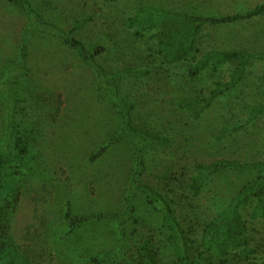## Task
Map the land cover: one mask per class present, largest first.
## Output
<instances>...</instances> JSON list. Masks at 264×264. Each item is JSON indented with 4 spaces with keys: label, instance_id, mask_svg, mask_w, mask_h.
Returning <instances> with one entry per match:
<instances>
[{
    "label": "rangeland",
    "instance_id": "374dc122",
    "mask_svg": "<svg viewBox=\"0 0 264 264\" xmlns=\"http://www.w3.org/2000/svg\"><path fill=\"white\" fill-rule=\"evenodd\" d=\"M33 2L45 20L64 28H70L76 18L92 17L90 26L80 36L91 47L101 43L108 46L103 56L108 71L136 67L150 72L135 82H121L120 88L126 98L136 103L138 126L171 136L172 144L163 153V160L160 157L162 165L168 160L164 154L179 147L190 154L192 163L264 160V117L244 130L221 138L225 130L246 122L251 109L264 107V62L251 64L243 82L216 100L201 120L194 122L192 114L180 109L179 103L190 97L208 98L218 83L231 80L236 66L228 64L217 72L209 70L191 78L190 63L154 62L147 53L149 45H143L144 41L135 43L123 25L141 6L222 16L246 12L264 4V0H123L114 5L101 0ZM28 25L29 20L18 8L0 0V83L6 78L8 64L19 57ZM200 46L203 53L212 49L264 52V15L252 21L207 27L202 32ZM54 53L60 57L56 62L67 60L68 66L55 67L56 71L51 63ZM29 65L32 74L22 83L21 97L26 104L21 107L19 120L23 128L31 123L40 131L37 137L33 133L40 175L27 178L24 173L12 171L9 176L0 206V251L10 250L16 256H23L22 250L29 247L41 258V264H88V257L105 254L118 246L116 224H94L66 235L63 220L66 202L73 204L77 214L124 211V198L135 167L133 151L128 143L113 147L102 158L92 178L81 185L84 179L75 175L63 153L90 156L119 130L114 100L109 94L95 92L93 74L79 67L77 58L54 42L35 38ZM51 78L54 84L49 82ZM7 117L0 95V139ZM73 160L78 164L79 159ZM252 177L253 173L249 172H230L215 178L197 203L199 220L209 222L216 213L214 205L222 204L233 195V190ZM138 211L140 222L128 226L131 235L126 241L127 264H140L136 248L146 241H153V247L160 250L159 264H175L171 237L160 209L148 204L142 196ZM0 260H3L1 254Z\"/></svg>",
    "mask_w": 264,
    "mask_h": 264
},
{
    "label": "trees",
    "instance_id": "16d2710c",
    "mask_svg": "<svg viewBox=\"0 0 264 264\" xmlns=\"http://www.w3.org/2000/svg\"><path fill=\"white\" fill-rule=\"evenodd\" d=\"M4 1L18 8L29 20V25L24 31L19 57L8 64L6 78L0 83V95L8 112L3 137L0 139V206L12 171L24 173L27 178L36 177L40 172L39 166H36L38 151L34 150L40 131L31 123L30 127L23 128L19 116L22 105L26 104V100L21 97L22 83L32 74L29 65L32 42L41 37L47 43L54 42L72 53L78 60V66L93 74L94 91L109 94L118 110L119 130L90 156L81 157L67 151L63 153V159L74 168L75 175L84 179L80 184L92 178L102 158L113 147L128 143L133 151L135 167L124 198V211L77 214L73 204L66 202L63 212L66 235L75 234L94 224H116L118 246L105 254L88 257V264H127L126 241L131 235L128 226L140 222L137 218L138 202L142 196L148 204L161 211L164 227L171 237L175 264H264V160L243 162L221 159L211 163H192L190 154L179 147L175 152L164 154L168 160L162 165L160 157L172 144L171 136L166 132L138 126L136 103L126 98L120 88L121 82L132 83L148 76L150 72L136 67L108 71L103 60L108 46L101 43L91 47L80 36L82 30L87 29L93 21L90 16L76 18L70 28H64L45 20L33 0ZM101 1L114 5L123 0ZM263 15L264 4L246 12L222 16L141 6L124 20L123 25L135 43L144 41L143 45H149L147 53L154 62L160 61L164 65L190 63L191 78L209 70L217 72L228 64L236 66L231 80L218 83L208 98L190 97L179 103L180 109L192 114L194 122H197L216 100L243 82L251 64L264 62V52L212 49L203 53L200 46L203 30L252 21ZM56 53L51 62L55 64L54 68L66 64L68 66L67 60L56 62L60 59ZM46 75L49 77L48 73ZM69 76L73 78L72 72H69ZM49 82L54 84L53 78ZM249 116L246 122L225 130L221 138L258 123L264 117V107L251 109ZM74 158L79 159L78 164H75ZM88 170L91 173L89 176ZM230 172H249L253 173V177L236 191L233 190V195L222 204L216 203L213 206L216 213L209 222H202L197 214L198 201L215 178ZM82 188L84 190L86 186ZM153 244V241H146L136 248L140 264H148L147 259L150 260L149 264H159L160 250L155 249ZM8 251H0L3 259L0 264H41V258L35 255L36 252L32 253L29 247L22 250L25 254L23 256Z\"/></svg>",
    "mask_w": 264,
    "mask_h": 264
}]
</instances>
